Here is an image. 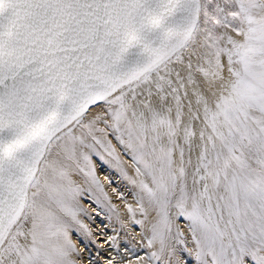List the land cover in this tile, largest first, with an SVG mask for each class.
I'll return each instance as SVG.
<instances>
[{
	"label": "snow or ice",
	"instance_id": "snow-or-ice-1",
	"mask_svg": "<svg viewBox=\"0 0 264 264\" xmlns=\"http://www.w3.org/2000/svg\"><path fill=\"white\" fill-rule=\"evenodd\" d=\"M93 157L136 264H264V0H0V264H78Z\"/></svg>",
	"mask_w": 264,
	"mask_h": 264
},
{
	"label": "rangeland",
	"instance_id": "rangeland-1",
	"mask_svg": "<svg viewBox=\"0 0 264 264\" xmlns=\"http://www.w3.org/2000/svg\"><path fill=\"white\" fill-rule=\"evenodd\" d=\"M102 165L103 164L100 163L98 165V169L100 170L103 169L104 166ZM113 181L114 180L112 179V182ZM86 187L87 190L83 192L79 198H81L84 201L86 200V203L88 204V202H90L91 200L87 201V199H90L89 197L90 192L88 190V186ZM91 193L95 194L93 189ZM130 194H131L130 190L128 189L125 190L124 195H126V197H129ZM96 196L98 197L99 195ZM106 204H108V201L99 204L102 208L105 209L103 211L104 214L103 213L92 214L94 211H92V209L90 208L84 207L79 200V205L83 209L81 216L83 220L84 218L88 220V225H87L79 217L80 221L87 227L88 230L87 233H85L83 230H78L76 228H74L70 232L71 236L76 239L78 246L80 247L83 246V249L84 250L86 249L88 251V253H85L83 249L80 250L79 258L81 257L87 258V262L89 264H106L107 260L112 259L113 257H116V261H114V264H136L133 262L136 261L138 257H144L146 259V254L150 250H146L145 247L140 245L141 239H136L135 234L130 229L129 225H127L122 220L118 210L113 207V203L112 204L110 203L108 206H105ZM109 207H113L115 211L110 212ZM105 215L111 217L112 223L110 225H107ZM90 223L91 225H89ZM181 224H183L182 220L177 222V226ZM133 228L138 230V224H134ZM82 235H85L86 237H83ZM98 237H102V238L98 239ZM109 237L115 238L116 241L115 248L112 246V242L109 240ZM100 241H102V243H99Z\"/></svg>",
	"mask_w": 264,
	"mask_h": 264
},
{
	"label": "bare ground",
	"instance_id": "bare-ground-1",
	"mask_svg": "<svg viewBox=\"0 0 264 264\" xmlns=\"http://www.w3.org/2000/svg\"><path fill=\"white\" fill-rule=\"evenodd\" d=\"M124 159H125L126 165H127V158L124 157ZM100 163L103 164L102 166H104V168L101 170L98 169V165ZM93 164L95 166L97 179L99 180L100 184L103 186L104 193L107 195L108 201H110L111 204L113 203V207L118 210L122 220L127 225H129L130 229L134 232L136 239H140L141 227H140V225H138V230L133 228L134 224L132 222V219L129 216L127 209L124 207L125 202H127L128 204H131L133 206V208L136 207L135 202L132 198V195L130 194L129 197H126V195H124V199L119 198V193H125V190H127V189L131 191L130 185H128V182L120 176L119 172H117L116 169L110 167L108 164L101 162L96 157H93ZM129 170H130V167H129ZM112 179L114 180L113 182H112ZM109 181H111V183H109ZM78 182H80V181L78 180ZM81 186L85 189V191L87 190L86 185L82 184ZM85 191H83V192H85ZM93 191L95 192L94 189H93ZM95 194L100 196V194L97 192H95ZM95 194L90 193V195H89L90 199H87V201H90V200L91 201L88 202V204L86 203V200L84 201L81 198H79V200L83 204L84 207L90 208V209H92V211H94L92 214L103 213V211L105 209L96 203L97 196ZM79 217L83 220L81 214L79 215ZM105 218H106L107 225H110L112 223L111 217L105 215ZM136 219H140L139 214H137ZM83 221L85 224L88 225L87 219L84 218ZM95 224H96V222H95ZM89 225H91V223ZM178 227H182V229H183L184 223L181 225H178ZM82 236L86 237L85 235H82ZM70 237H71L73 243L79 249V251H78V249H77V251L80 253V250L83 249V246H81V247L78 246L76 239L73 238L71 236V234H70ZM100 238H102V237H98V239H100ZM99 243H102V241H100ZM140 245L145 247L146 250H150L145 246L144 242H142L141 240H140ZM84 252L88 253V251L86 249L84 250ZM74 258L77 260L78 264H89L87 262V258H84V257H81V258L74 257ZM133 263H136V261H134Z\"/></svg>",
	"mask_w": 264,
	"mask_h": 264
}]
</instances>
